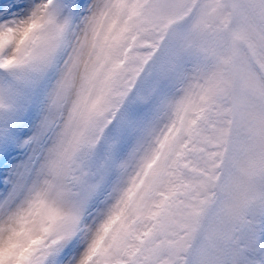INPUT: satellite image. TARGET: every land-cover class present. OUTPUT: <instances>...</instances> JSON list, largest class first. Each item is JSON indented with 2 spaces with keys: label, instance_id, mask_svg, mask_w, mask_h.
Segmentation results:
<instances>
[{
  "label": "rangeland",
  "instance_id": "obj_1",
  "mask_svg": "<svg viewBox=\"0 0 264 264\" xmlns=\"http://www.w3.org/2000/svg\"><path fill=\"white\" fill-rule=\"evenodd\" d=\"M30 2L0 36V264H261L264 0Z\"/></svg>",
  "mask_w": 264,
  "mask_h": 264
},
{
  "label": "snow or ice",
  "instance_id": "obj_2",
  "mask_svg": "<svg viewBox=\"0 0 264 264\" xmlns=\"http://www.w3.org/2000/svg\"><path fill=\"white\" fill-rule=\"evenodd\" d=\"M84 0H77L76 8L83 7ZM43 6L33 7L30 0H0V36H15L23 34L25 29L37 20L40 9ZM13 53H8L5 56H0V67L8 71L12 65L17 63L16 59L12 58ZM19 59V58H17ZM14 74V73H13ZM27 135L26 132L18 133L22 137ZM2 157L0 160H6L9 156L15 153V142L9 140L0 148ZM5 173L0 172V196L7 194L10 188ZM261 251L264 252V235L261 236ZM79 253L73 254V245L67 247L57 246L50 252H45L41 257L31 261V264H76V259ZM79 264H89V258L86 254L84 258L79 260ZM94 264V262H93ZM264 264V260L261 261Z\"/></svg>",
  "mask_w": 264,
  "mask_h": 264
},
{
  "label": "trees",
  "instance_id": "obj_3",
  "mask_svg": "<svg viewBox=\"0 0 264 264\" xmlns=\"http://www.w3.org/2000/svg\"><path fill=\"white\" fill-rule=\"evenodd\" d=\"M221 176H223L222 173H221ZM215 199L217 200V196L215 197Z\"/></svg>",
  "mask_w": 264,
  "mask_h": 264
}]
</instances>
